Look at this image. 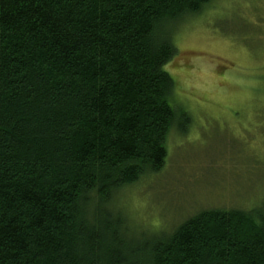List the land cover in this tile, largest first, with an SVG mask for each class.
I'll use <instances>...</instances> for the list:
<instances>
[{
	"label": "trees",
	"instance_id": "obj_1",
	"mask_svg": "<svg viewBox=\"0 0 264 264\" xmlns=\"http://www.w3.org/2000/svg\"><path fill=\"white\" fill-rule=\"evenodd\" d=\"M210 1L0 0V264H264V205L165 237L116 210L190 122L166 66Z\"/></svg>",
	"mask_w": 264,
	"mask_h": 264
},
{
	"label": "rangeland",
	"instance_id": "obj_2",
	"mask_svg": "<svg viewBox=\"0 0 264 264\" xmlns=\"http://www.w3.org/2000/svg\"><path fill=\"white\" fill-rule=\"evenodd\" d=\"M179 25L166 70L190 122L170 133L164 168L116 199L148 236L203 209L264 205V0H211Z\"/></svg>",
	"mask_w": 264,
	"mask_h": 264
}]
</instances>
